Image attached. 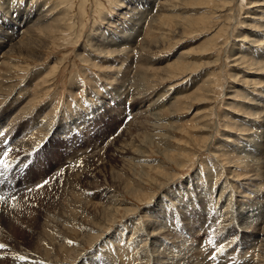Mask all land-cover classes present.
<instances>
[{"label": "rangeland", "instance_id": "rangeland-1", "mask_svg": "<svg viewBox=\"0 0 264 264\" xmlns=\"http://www.w3.org/2000/svg\"><path fill=\"white\" fill-rule=\"evenodd\" d=\"M130 1L0 0V38L9 31L5 22L9 23L10 28L17 18L23 21L29 17L31 20L34 16L45 17L38 22L39 30L37 26L34 27L33 36L25 31L24 24L17 27V34L8 41L10 46L2 49V53L8 52L6 57L0 59V79L6 78L4 84L0 85V141L3 140L0 142V160L7 164L6 168L0 165V227L3 226L0 228V264H14L19 252L33 254L35 249H42L49 219L53 222L56 220L54 249H60V244L64 242L61 244L64 245L67 241L68 245H77L82 235L89 233H83L80 227L93 229L89 234L91 237L102 233L99 240L92 244L84 242L80 247L85 260L97 253L94 248L111 238L118 241L117 245L132 243L134 248L139 246L144 249L137 256L138 261L132 264L148 259L151 262L153 258L156 261L161 253H165L163 249L170 252L182 249L184 244L181 237L174 241L170 235L155 239L152 245L143 243L148 231L149 210L154 212L157 205L151 204L149 198H141L140 202L132 196L129 192L135 188V183L141 191L153 196L152 199L164 196L169 201L171 198L166 195L174 194L177 199L174 207L180 204L177 188L186 186L189 179L197 183V189L189 188L182 198L185 203L191 202L196 207L198 200H190L193 194L196 198L204 199L212 191V196L217 199L226 179L231 186L224 191L233 193L235 204L253 199L251 194L247 196L241 193L239 185L247 186L253 179L250 169L254 159L248 156L244 160L235 149L232 155L226 152L232 150L231 146L237 145V142L248 140L247 137L254 134L255 129L247 130L252 125L251 121L264 124V111L258 117L251 115L255 112L253 107L264 108V66L257 64L261 54L256 52L264 50V12L261 11L264 6L253 5L255 0H212L201 5L192 2L195 0H155V5L142 8L149 16L142 17L145 28L135 42L120 48H114L111 43L101 46L99 40L102 32L107 36L111 31L115 32L110 26L121 28L122 22L117 20V14L127 13ZM7 7L11 9L10 15L4 13ZM161 14L169 17L158 19L150 25L151 19ZM61 18L64 19L62 23ZM59 25L66 30L62 35L55 32ZM128 29L129 26L125 28L123 36L129 33L135 35V30L130 32ZM111 38L117 42L115 37ZM175 61L181 62L179 64L185 65L183 67L186 69L176 71L171 76L166 67ZM208 83L209 88L204 87ZM139 100H143L138 106L140 111L145 110L147 114L154 113L149 110L152 109V105L149 106L151 102L157 107L164 105L163 109L159 107V120L156 116L157 121L152 122L153 116L141 121L136 119L137 124L132 122L133 113L126 110ZM116 101L124 102V111L123 108L117 111L113 109V102ZM76 117L81 121L84 118L83 126L77 122L76 127H69L63 132V125ZM38 122L40 125L36 128ZM44 123L52 124L51 129L56 126L59 133L53 134L51 130L52 135L48 133L43 137V132L38 133V128ZM152 123L158 126L156 132L150 126ZM263 128L264 125L257 133L264 139L261 133ZM124 129L129 133H125ZM124 133L128 135L125 136V143L121 139ZM23 135L31 137L36 144L30 149L14 144L15 141L27 140L28 137ZM150 135H156L154 142L149 140ZM157 137L161 138V143L156 142ZM137 144L142 145L141 151L144 153L141 158L143 162L139 163L141 166L135 167L130 162L128 152H133ZM144 165H150L153 169L142 168ZM262 167L261 171H264ZM149 176L152 181L155 179L152 185L148 182ZM73 188L76 193L84 194L80 198L88 203L81 211L82 220L78 222L73 218L77 203L70 193ZM104 190L115 195V204L111 205L109 213L102 210L103 204H107ZM119 200L121 207H117ZM217 202L216 210L222 205L221 200ZM125 207L135 210L127 218L122 216ZM68 211L72 214L69 215ZM172 211L162 213L163 224H170L168 227L171 230ZM105 214L107 217H104ZM113 217L116 219L114 225V222L107 221ZM63 223L69 224L67 228L71 226L70 229H61ZM134 226L140 229L134 230ZM207 227L203 226L204 231L193 244L198 252L201 250L204 253L203 256L210 253L207 261L218 264L222 258L233 263L245 252L235 244L240 242L234 240L233 235H225L223 240V234L220 237L213 228ZM119 231L121 236L118 235ZM134 240L139 244L137 247ZM143 244L147 247L144 248ZM110 246L114 245L108 244L106 248ZM111 250L114 259H118L119 253ZM197 251L192 252L195 254ZM132 252L130 255L134 257ZM53 254L60 257V264L75 263L62 249ZM258 255V252L250 250L241 259L249 260L251 264H263V259ZM66 257L69 260H65ZM109 260L104 264H127L123 257L116 263H109ZM159 262L168 264L170 261L160 259ZM77 264H85V261L82 259Z\"/></svg>", "mask_w": 264, "mask_h": 264}, {"label": "bare ground", "instance_id": "bare-ground-1", "mask_svg": "<svg viewBox=\"0 0 264 264\" xmlns=\"http://www.w3.org/2000/svg\"><path fill=\"white\" fill-rule=\"evenodd\" d=\"M176 1V0H174ZM184 0H177V2H182ZM212 0H195V1H192V2H197L198 5H201V4H206L208 2H210ZM130 9L127 10V13H124V14H117V20H121V28H123L124 30H121V28L117 27V26H110V27H113V30L114 31H111L110 35L108 34L107 36L105 32H102V38L101 40V46L103 45H106L107 43H111V46H113L114 48H120V47H123L125 45H130L129 43L131 42H135V38L137 39L141 32L143 31V29L145 27H143L144 23L142 24V17L144 18V15L145 17L149 16L147 14H149L148 12L146 11H143L142 8H146L147 6L150 8V5L153 6L155 5L157 2L155 0H131L130 1ZM169 2V1H167ZM151 3V4H150ZM252 3V2H251ZM161 4H164L163 2ZM167 4V3H166ZM172 4V3H171ZM170 4V5H171ZM174 5V4H173ZM253 5L255 6H258V7H263L264 6V0H255L253 2ZM12 7V6H11ZM168 7V6H166ZM164 7V9L166 8ZM175 7V6H174ZM264 12V8H261ZM11 10V9H10ZM10 10L8 9V7L6 8V11L4 12L5 14L7 15H10ZM152 12V11H151ZM159 12V11H158ZM166 12V11H165ZM168 12V11H167ZM147 15V16H146ZM129 16V17H128ZM169 16H165V14H161L160 16H158L156 19H151V23L150 25L152 24V22L158 20V19H162V18H168ZM25 18V17H24ZM31 18V17H29ZM24 19L23 21L20 20L21 18H17L16 21L14 22V24L9 28V23H6L5 24L7 25V29L9 30L8 31V34L4 37L3 35V38H0V59H4V57H6L7 55V51L2 53V49L3 47H6V46H10V39L12 37L15 36V34H17L18 30L16 29L17 27H20V26H23V24L25 25L26 28L25 31L28 32L29 34H32L34 33L35 34V30L34 27L37 26L38 27V22L41 20V19H44V15H40V16H34L33 19ZM29 19V21H27ZM122 19L124 21H122ZM35 20V21H34ZM43 21V20H42ZM64 21L63 18H61L60 22L62 23ZM31 22H33L32 25H28L26 26L27 24H31ZM120 22V21H119ZM132 22V23H131ZM120 25V24H119ZM131 25V26H130ZM129 26V29L130 32H132V30H135V35L134 33H129V35L127 36H123V34H125V28ZM3 28V27H2ZM1 29V28H0ZM38 30H39V27H38ZM55 32L58 34V35H62L63 33L66 32V30L62 29L61 26H57V29L55 30ZM120 33V35H117L118 33ZM109 33V32H108ZM26 35V34H25ZM131 35L133 37H131ZM164 35V34H163ZM33 36V34H32ZM29 37V36H28ZM111 37H115L116 41L117 42H113V38ZM30 38V37H29ZM56 38V37H55ZM13 40V39H12ZM20 40V39H19ZM9 41V42H8ZM29 41V40H28ZM98 41V42H99ZM22 42V41H21ZM17 44V43H16ZM12 45V43H11ZM10 50V49H9ZM113 53H114V50H111ZM256 52H259L261 54V60L257 63V64H261L262 66H264V50L262 51H256ZM130 55V54H129ZM130 59V57H128ZM141 58V57H140ZM139 59V58H137ZM133 60V59H132ZM128 61V59H127ZM180 61V60H179ZM179 61H175L173 64H170L168 65L166 68H167V72L172 76V75H175V73H177L178 71H184L186 69V67L184 68L183 66L185 65H182V64H179L181 62ZM134 62V61H133ZM132 64V63H131ZM128 65V64H127ZM187 66V65H186ZM189 67V65L187 66ZM128 69H130L128 67ZM118 70V69H117ZM175 70V71H173ZM130 71V70H129ZM177 71V72H176ZM127 72V71H126ZM117 73V72H116ZM121 73V72H120ZM181 73V72H180ZM127 75V74H126ZM130 75V74H129ZM134 75V74H133ZM177 75V74H176ZM128 76V75H127ZM131 76V75H130ZM135 76V75H134ZM132 76V77H134ZM126 77V76H125ZM210 77V76H209ZM208 77V78H209ZM115 78V77H114ZM211 78V77H210ZM214 78V77H213ZM4 79V80H3ZM3 79H0V85H2V83L4 84V81L6 78H3ZM115 80V79H114ZM124 80V79H123ZM136 80V78H135ZM207 80V79H206ZM128 81V80H127ZM137 81V80H136ZM209 82V81H208ZM24 84V83H23ZM133 84V83H132ZM203 84V83H202ZM210 83H208L207 85H205L204 87L206 88H209V85ZM133 86V85H132ZM128 87V86H126ZM202 86H200L201 88ZM205 88V90H206ZM215 88V87H214ZM211 89V88H210ZM213 89V88H212ZM204 90V92H205ZM139 91V90H137ZM203 91V90H202ZM212 92V91H211ZM199 93H201L199 91ZM198 93V94H199ZM138 94L141 95V92H139ZM205 94V93H204ZM200 95V94H199ZM209 96V94H207ZM132 96V95H131ZM198 96V95H197ZM202 96V95H201ZM204 96V95H203ZM206 96V94H205ZM133 97V96H132ZM131 98V97H130ZM141 98V97H140ZM206 98V97H205ZM137 99V98H136ZM142 99V98H141ZM199 99V98H198ZM208 99V98H207ZM136 101V100H135ZM117 102V103H116ZM116 102H113V109L115 111L119 110V108H123L122 110L124 111L125 110V106L123 105L124 102H119L116 101ZM12 103V102H10ZM143 103V100H139L137 103L135 102L132 106L130 107H127V110L129 109V111L132 114V117L133 120L132 122H136V119H138V121L141 119H146L147 117H153L154 116V119L152 122H156L158 119V116L160 117V113H161V109H163L164 105H159V107L161 106V109L159 107H157V104H155L154 102L151 104H149V106L152 105V109H149V110H152L154 113L152 114L150 112V114H147L148 112H146L145 110L144 111H140V104ZM104 105V104H103ZM109 105V104H108ZM108 105L106 104L107 108L110 109L108 107ZM123 105V107H121ZM99 106V105H98ZM105 106V105H104ZM148 106V105H147ZM155 106V107H154ZM87 107V106H86ZM105 108V107H103ZM106 108V109H107ZM148 108V107H147ZM91 109V108H90ZM107 109V110H108ZM253 109H255V112L252 113L251 115H254L255 117H258L259 115H261L264 111V108L262 109H257L256 107H253ZM25 109H23V112H24ZM101 110V109H100ZM148 110V109H147ZM112 111V110H110ZM157 111V112H156ZM163 111V110H162ZM122 112V111H121ZM159 112V113H158ZM118 113V112H116ZM212 113V112H211ZM96 114V113H94ZM82 115V114H81ZM93 115V114H92ZM147 115H150V116H147ZM78 116V115H77ZM117 116H119L117 114ZM156 116H157V120H156ZM79 117V116H78ZM78 117H76L75 119H70L71 122L69 124H65L63 125L64 127H62V131L64 132L65 130H69V127H76V125L79 123L80 125L83 126V123H85L83 120L81 121ZM121 117V116H120ZM89 118V117H88ZM129 118V120L131 119ZM150 120V119H149ZM85 121H88V119H85ZM148 121V120H147ZM78 122V123H77ZM82 122V123H81ZM129 122V121H128ZM143 122V121H142ZM250 122V121H249ZM88 123V122H86ZM39 124L36 123V128L39 127L37 126ZM128 124H130L131 126V123L129 122ZM137 124V122L135 123ZM143 124V123H142ZM147 124V123H146ZM145 124V125H146ZM251 126L249 129L247 130H252V129H255L256 131L254 132L253 135H249V137H247L248 140H243V141H239L237 142L238 144L235 145V146H231L232 150L230 151H227L226 153H231L230 155H232L234 149L237 150V152H239L237 155H240L244 158H247L249 156V158L251 159H254L253 161V167H251L250 169V172L253 173V175L251 176L253 179L250 180V184H247L246 185H243V184H240L239 187L242 188V191L241 193L243 194H247L248 195H252L253 196V199H251V201L249 202H239L237 204L234 203L232 197H233V193L232 192H225V188L231 186L230 183L227 182L228 179H226V181L224 182V184L222 185L220 191H219V196L216 198H214V196H212V191L210 192L209 196H207V198L204 197H199V198H196L194 196V194L192 195L191 193V197L190 200L192 199H197L198 200V207L194 206L191 202H187L185 203V201H183V198L182 196L184 194H186V192H188V190H190L189 188L191 189H197V187L195 188L196 186V182L194 180H191L189 179V181L187 182L186 186H181L179 189L177 188V197H179L178 199L180 204H179V207H174V205L176 204L177 202V199L175 197L174 194H171L172 196H170V194L166 195V196H169L171 199L168 201V199L164 198V196H162L160 198V196H155L156 198H153V196L151 195H147L148 192H145V191H141L140 190V187L137 186V184L135 183V188L132 189L129 193L134 196L135 198H137L138 201L141 202V198H144L146 197L147 199L149 198V201L151 200V204L152 203H155L157 206L156 208H154V212H151V210H149V220H147V222L149 223L147 230L145 232V239L143 241L144 244H147L148 245H152V244H155V239H158L160 238L161 236H168L170 235V237L176 241V239L179 237H181V241L183 242L182 245V249H176V250H172L170 252V250H167V249H163V251H165V255L163 253H161L159 256L157 254V259L156 261H153V258L152 261L150 262V259H148L147 261L145 260H141L137 263L134 262V264H161V262H159L160 259L162 260H168L170 262H167L168 264H213L214 261H207V257H209L210 253H208L206 256H203L202 254V251L200 250L199 252L197 251L198 248L194 247V243L197 241V237L199 234H201V232H203V226L204 225H208L209 227H207V229L209 228H213V231L219 235L220 234V237L221 235L223 234L222 236V239L224 238V236L226 235H233L234 236V240H239V244L235 243L237 246H240V248H243L245 249V252L242 253L240 255L239 258H235L233 263H228L226 259H219L218 261V264H251L249 260H245V259H241L243 258V255H245L246 253H248L250 250L251 251H256L258 252V256L263 259V264H264V204L262 203L263 200H264V192L262 191V189L264 188V171H261V166L263 165L262 168H264V139L261 138L258 133H257V130L261 129L263 127L264 124H256L254 123V121H251ZM40 125V124H39ZM72 125V126H71ZM144 125V124H143ZM260 125V126H259ZM47 126L49 128H47ZM59 126V125H58ZM129 126V125H128ZM142 126V125H141ZM138 127V128H141ZM154 132H156V127H158L157 125H155V123L151 124L150 125ZM45 127V128H44ZM61 127V126H60ZM146 127V126H145ZM161 127V126H160ZM52 128V124L50 125V123H44V124H41V127L38 128V133L40 132H43V137L44 135L46 136L48 133H50L49 135H52V133H59L57 130V127L55 126L53 129ZM68 128V129H67ZM76 129V128H75ZM52 130V133L50 132ZM79 130V129H78ZM84 130V129H83ZM125 130V129H124ZM130 130V129H129ZM137 130V129H136ZM243 130V129H242ZM126 131V130H125ZM124 131V132H125ZM128 131V130H127ZM127 131L125 133H127ZM263 131H264V128H263ZM261 131L262 135L264 136V132ZM87 132V131H86ZM37 133V134H38ZM80 133V132H78ZM122 134L121 136V139H123V143H125L126 141V134ZM129 133V131H128ZM145 133V132H144ZM156 134V133H155ZM65 135V133H64ZM146 135V134H145ZM157 136L160 134L157 133L156 134ZM156 135H150V138L149 140L154 142L155 141V136ZM255 135V136H254ZM26 136L28 137L27 135H23V137ZM126 136V137H125ZM149 136V135H148ZM262 136V137H263ZM37 137V136H36ZM53 137V136H52ZM67 137V136H66ZM73 137V136H72ZM120 137V136H119ZM125 137V138H124ZM31 137H28L27 140H19V141H15L14 144L16 145H22L24 146L26 149H30L32 148L36 143L35 141L31 138ZM158 138V137H157ZM20 139V138H19ZM23 139V138H22ZM119 139V138H118ZM120 139V140H121ZM161 139V138H160ZM159 138L156 140V142H160L161 143V140ZM164 139V138H163ZM119 141V140H118ZM0 142H3L0 141ZM78 142V140H77ZM71 143V142H70ZM205 145L207 144V139L204 141ZM72 144V143H71ZM126 145V144H125ZM1 146V144H0ZM142 145L140 144H137L135 145V150L132 152V151H129V155H131V157L129 158L130 159V162L132 163L133 162V166H138L140 165L139 163L143 162L142 161V154L144 153L143 151H141ZM156 146V145H155ZM126 149V148H125ZM121 150V149H120ZM160 151V150H159ZM78 152V151H77ZM118 152V151H117ZM235 152V151H234ZM120 153V152H119ZM122 153V152H121ZM127 153V154H128ZM224 153V154H226ZM1 154V153H0ZM235 154V155H236ZM78 156V155H77ZM124 156V155H123ZM180 157V155H179ZM182 157V156H181ZM85 158V157H84ZM183 158V157H182ZM181 158V159H182ZM187 158V157H186ZM126 159V158H125ZM145 159V158H144ZM180 159V158H179ZM188 159V158H187ZM70 160V159H69ZM249 161V160H248ZM191 162V161H190ZM70 163V162H69ZM72 164V163H71ZM127 164V163H126ZM151 164V163H150ZM247 164V163H246ZM85 165V164H84ZM141 166V165H140ZM158 166V165H156ZM162 166V165H161ZM134 167V168H135ZM142 168H146V169H153L150 165H147ZM156 168V167H155ZM162 168V167H161ZM160 168V169H161ZM223 168V167H222ZM159 169V171H160ZM165 169V168H164ZM164 171V170H163ZM10 172V171H9ZM55 174V173H54ZM157 174V173H156ZM159 175L161 173H158ZM165 174V172H164ZM1 172H0V178H1ZM79 175V174H78ZM218 175V174H217ZM53 176V175H52ZM76 176V175H74ZM93 176V175H92ZM162 176V175H161ZM87 177V176H86ZM148 177V175H147ZM158 177V176H157ZM149 179L150 181L149 184L152 185V183H154L153 180L152 181V178L149 176ZM74 180V179H73ZM79 180V179H78ZM166 180V179H165ZM68 181V180H67ZM89 181V180H88ZM72 182V181H71ZM76 182V181H75ZM74 182V183H75ZM152 182V183H151ZM128 184V183H127ZM133 184V183H132ZM155 184H157V182H155ZM72 185V183H71ZM70 185V186H71ZM145 185V184H144ZM162 185L161 184H158L157 186L160 187ZM112 186V185H111ZM130 186V185H128ZM127 186V187H128ZM191 186V187H190ZM251 186L253 188H251ZM69 188V187H68ZM77 188V187H76ZM104 188V187H103ZM72 189V188H71ZM128 189H131L130 187H128ZM229 189V188H228ZM9 190V189H8ZM77 190V189H76ZM91 190V189H90ZM102 190V188H101ZM112 191V190H111ZM114 191V189H113ZM192 191V190H191ZM6 192V191H5ZM14 192V191H13ZM16 192V191H15ZM79 192V191H78ZM116 192V191H115ZM226 194H225V193ZM234 192V191H233ZM4 193V192H2ZM70 193L72 194L73 196V201H74V198H75V202L76 203V207L73 209L75 212L73 213V218L75 221H81L82 220V216H81V211H83L85 209V207L88 206V203L84 202V200H82L80 197L81 195H84V194H79V193H76L75 192V189L73 188V191H70ZM85 193V191H84ZM104 193V197H106V202L107 204H103V207H102V210L105 212H108L111 210L110 207H112L111 205H114V199H115V195H113L112 192H109L108 190H104L103 191ZM124 193V192H123ZM198 192H196L195 194L197 195ZM16 193H14L15 195ZM70 194V195H71ZM118 194V193H117ZM189 194V193H188ZM189 194V195H190ZM225 194V195H224ZM5 195V194H4ZM13 195V193H12ZM174 195V196H173ZM86 196V195H85ZM199 196V195H198ZM18 197V196H17ZM117 197V196H116ZM188 197V196H187ZM190 197V196H189ZM16 198V197H15ZM83 198V197H82ZM20 199V198H18ZM161 199V200H160ZM163 199V200H162ZM165 199V200H164ZM206 199V201H205ZM3 200H6L3 199ZM15 200V199H13ZM21 200V199H20ZM121 200V199H120ZM119 200L118 204H117V207H121V201ZM167 200V202H166ZM189 200V199H188ZM221 200L222 201V205L221 207H219V209H215L216 208V205L218 204L217 201ZM2 201V200H1ZM10 201V199H9ZM7 200V202H9ZM18 201V200H16ZM86 201V200H85ZM4 202V201H3ZM11 202V201H10ZM24 202V201H23ZM72 202V201H71ZM125 202V201H124ZM2 203V202H1ZM159 203V204H158ZM4 204H6L4 202ZM73 204V203H72ZM78 204V205H77ZM147 204V203H146ZM224 204V205H223ZM9 205V204H8ZM90 205V204H89ZM101 205V204H100ZM178 205V204H177ZM176 205V206H177ZM190 205V206H189ZM2 206V205H1ZM7 206V205H5ZM74 206V205H73ZM222 206H224V208H222ZM4 207V206H3ZM70 207V206H69ZM72 207V206H71ZM150 207L152 208V206L150 205ZM204 207V208H203ZM5 208V207H4ZM8 208V207H7ZM5 208V209H7ZM10 208V207H9ZM67 209V208H66ZM134 209V208H133ZM205 209V210H204ZM215 209V210H214ZM68 210H72V209H69ZM116 211H118V209H115ZM168 210H173L172 212H170V214L172 213V226H173V230H171L168 226H165L163 224V220H162V213H169ZM102 211V212H103ZM123 218H127L126 216L129 215L135 211V210H131L127 207H125L123 210ZM138 211V210H137ZM61 212V211H60ZM69 213V211L67 212ZM101 213V212H100ZM122 213V212H121ZM134 213V212H133ZM5 214V213H4ZM72 214V213H69V215ZM3 215V214H2ZM13 215V213H12ZM106 216L104 217H107V214H105ZM169 215V214H168ZM5 218L6 216L3 215ZM11 216V215H10ZM15 216V215H14ZM18 216V215H17ZM57 216V214L55 215ZM207 216V218H206ZM210 216V217H208ZM16 217V216H15ZM53 217V216H52ZM63 217V216H62ZM61 217V218H62ZM72 217V216H71ZM102 217V216H101ZM117 217V216H116ZM5 218H4V221H5ZM12 218V216H11ZM22 218V216H21ZM47 218V217H46ZM57 218V217H56ZM63 218H68V217H63ZM218 218L220 220H218ZM3 219V217H2ZM1 219V221H2ZM14 219V217H13ZM54 219V218H52ZM237 223H236V221ZM17 219L13 220L14 222L16 221ZM23 220V219H22ZM20 220V221H22ZM55 220V219H54ZM58 220V219H57ZM63 220V219H62ZM102 220V219H100ZM106 220V219H105ZM115 218H109L107 219V221L110 223V222H114L113 225L115 224ZM11 221V220H10ZM19 221V223H20ZM93 221V220H92ZM104 221V220H102ZM142 221V220H141ZM217 221V222H216ZM56 222V220H55ZM55 222L53 221H47L46 222V225H48V229L46 230V235L45 238H44V241L42 242V249H35L34 253H29L28 251H22V252H19L16 254L15 256V259H14V264H60V261H58V258L60 257H57V256H54L53 253L57 252L58 250L62 249L64 251H66L67 256H70L71 260L73 259L75 261L74 264H77L79 261H81L83 259V262L85 261V264H104L106 260H109V263H116L118 262V260L123 257V261L125 262L127 260V264H132L133 261L139 259V257L137 258V256H139V254H141V252L144 250V249H140L139 246L138 248H134V246H131V244H123L122 245H117L118 241L115 240L114 238H111L108 242H102V245L98 246L96 249L94 248L95 251H97L96 254H93L91 255L89 258H86L85 260V256L82 255L83 253H80V247L82 246V244L85 242H88V244H92L94 243L96 240H99L100 239V235L97 234V236H94V237H91L89 234L91 233V231H93V229H89L88 226H85V227H80V229H82V231H84L83 233H87V235H82L83 237L80 238L79 242L77 245H74V244H70L68 245V241L66 244L64 245H61L60 244V249H54L52 244L55 242V240L57 239V234H56V226H55ZM58 222V221H57ZM243 222V224H242ZM1 223V222H0ZM45 223V222H44ZM94 223V221H93ZM99 223V222H98ZM12 224H14L12 222ZM18 224V223H17ZM64 224V223H63ZM167 224V223H166ZM1 225V224H0ZM15 225V224H14ZM13 225V226H14ZM20 225V224H19ZM69 224L65 223L64 226L61 227V229H65L67 228ZM136 225V223H135ZM23 226V225H22ZM106 226V225H105ZM18 227V226H17ZM71 227V226H70ZM70 227L67 228L70 229ZM145 227V226H144ZM0 228H3L0 227ZM97 228V226H96ZM96 228L94 230H96ZM134 230L137 228L138 230L140 229L139 227H133ZM169 228V229H168ZM103 229V228H102ZM2 231V229H0ZM98 230V229H97ZM4 231V230H3ZM80 231V230H79ZM101 231V229H100ZM99 231V232H100ZM60 232V231H59ZM65 232V231H64ZM138 232V231H137ZM2 233V232H1ZM61 233L63 234V232L61 231ZM67 233V232H66ZM105 233V232H104ZM134 233V232H133ZM5 234V233H4ZM136 233H134L135 235ZM64 235V234H63ZM118 235L121 236V233L119 231ZM133 235V234H132ZM177 235H180V236H177ZM203 236V235H202ZM48 237V238H47ZM59 237V235H58ZM132 236L130 235V238ZM47 238V239H46ZM169 238V237H168ZM134 238H132L133 240ZM211 239V238H210ZM233 239V238H232ZM231 239V240H232ZM224 240V239H223ZM46 241H49L48 243ZM180 241V242H181ZM132 242V241H131ZM137 240H134L133 243H135V246L137 247V245L139 244H136ZM147 242V243H146ZM179 242V241H178ZM189 242V244H187ZM233 242V241H232ZM58 243V242H57ZM116 243V244H115ZM129 243V242H128ZM109 245H114L113 247L110 246L109 248H106V246ZM143 244V247L146 246ZM226 244V243H225ZM232 244V243H231ZM230 244V245H231ZM54 245V244H53ZM72 245V246H71ZM117 245V246H116ZM71 246V247H69ZM94 246V245H93ZM103 246H105V248H103ZM158 246H161V244H159ZM69 247V248H67ZM130 247V248H129ZM147 247V246H146ZM176 247V246H175ZM225 247H227L225 245ZM230 247V246H228ZM145 248V247H144ZM163 248V247H162ZM168 248V247H167ZM102 249H105L104 252H102ZM110 249H114L116 253H119V257L118 259H114L115 256L113 254V250L110 251ZM127 249H131V250H128ZM136 249H139L138 250V254H137V251ZM226 249V248H225ZM230 249V248H229ZM162 251V249H160ZM194 250L197 251L195 254L192 252ZM131 251L134 252V257L133 255H130ZM147 251V250H146ZM162 251V252H163ZM167 251V252H166ZM169 251V252H168ZM234 251V250H233ZM62 252V251H61ZM132 252V253H133ZM150 252V251H148ZM157 252V251H156ZM159 252V251H158ZM177 252V254H176ZM253 253V252H252ZM70 254V255H69ZM156 254V253H155ZM199 254V255H198ZM202 254V255H201ZM61 255V254H60ZM152 257L154 254H150ZM149 255V256H150ZM196 255V256H195ZM255 255V254H254ZM133 258H132V257ZM64 257V256H63ZM148 257V256H146ZM253 257V256H252ZM22 258V259H21ZM67 258V257H66ZM65 260H69V258H67ZM135 258V259H134ZM145 258V257H144ZM158 258H160L158 260ZM231 258V257H230ZM25 259V260H24ZM147 259V258H146ZM117 260V261H116ZM122 260V259H121ZM252 260V259H251ZM206 261V262H205ZM236 261L238 263H236ZM259 261V260H258ZM68 262V261H67ZM232 262V261H231ZM107 263V262H106ZM166 263V262H165ZM255 264V263H254ZM257 264V263H256Z\"/></svg>", "mask_w": 264, "mask_h": 264}, {"label": "snow or ice", "instance_id": "snow-or-ice-1", "mask_svg": "<svg viewBox=\"0 0 264 264\" xmlns=\"http://www.w3.org/2000/svg\"><path fill=\"white\" fill-rule=\"evenodd\" d=\"M6 154H7V153H5V155H6ZM0 165L4 166L5 168L7 167L6 162L3 161V160H0ZM45 183H46V181H45ZM39 186H43V185H39ZM21 259H22V258H21Z\"/></svg>", "mask_w": 264, "mask_h": 264}]
</instances>
